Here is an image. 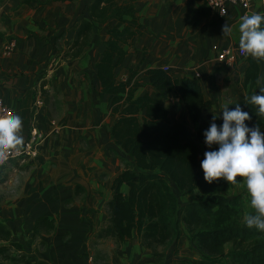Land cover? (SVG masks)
<instances>
[{"label": "crops", "instance_id": "crops-1", "mask_svg": "<svg viewBox=\"0 0 264 264\" xmlns=\"http://www.w3.org/2000/svg\"><path fill=\"white\" fill-rule=\"evenodd\" d=\"M91 2L0 0V93L22 119L24 143L31 136L36 139L31 156L0 168V220L32 261L157 264L151 251L137 241L95 236L107 224V202L116 178L126 166L134 168L131 156L110 137L109 96L101 95L95 75L115 20L105 23L108 29L103 34L98 30L101 24L95 23L81 58L73 59L68 52L77 25L90 18ZM136 6L141 27L115 71L118 81L127 80L130 69L137 71L136 95L149 93L161 99L146 71L169 67L175 79H198L209 102L204 117L210 123L216 115L219 125L221 106L246 104L264 86V60L256 59L260 75L255 85L247 80L250 56L233 65L216 62L220 48L238 47V24L244 15L240 7L229 5L227 14L220 16L202 0H137ZM202 6L204 15L199 14ZM253 12L264 14V0L252 1L249 14ZM226 23L233 29L228 36L222 34ZM11 41L16 48L6 54L4 47ZM162 103L170 119L196 132L176 93ZM173 189L183 195L175 184ZM41 217L53 218L55 229L34 235ZM191 244L182 235L166 246L162 264H182L178 260L183 253L192 256L188 246H196Z\"/></svg>", "mask_w": 264, "mask_h": 264}, {"label": "trees", "instance_id": "trees-1", "mask_svg": "<svg viewBox=\"0 0 264 264\" xmlns=\"http://www.w3.org/2000/svg\"><path fill=\"white\" fill-rule=\"evenodd\" d=\"M136 2L92 0L90 18L77 25L68 46L73 59L81 58L90 45L95 23L115 20L95 65V75L101 95L109 96L110 137L131 156L134 169L126 166L116 178L113 195L107 202V224L95 236L116 238L121 243L137 241L151 251L157 264H162L166 246L182 235L201 253L192 264H221L224 256L229 259L227 264H264V233L247 228L242 217L245 211L238 207L239 200L229 198L233 188L244 185L243 178L238 176L236 184L223 178L209 184L203 179L200 160L207 149L202 132L209 126L203 112L209 102L198 79L178 80L162 67L146 71L162 100L176 93L186 105L192 123L197 126L195 133L184 123L170 119L161 99L149 93L136 95L140 84L134 81L135 69H130L127 80L117 79L115 71L128 54L126 46L132 45L141 27ZM204 9V6L200 8V15L205 14ZM247 59V80L255 85L260 67L256 59ZM177 85H180L178 90ZM234 107L232 103L228 108ZM241 108L251 117L246 124H259L263 132L264 117L256 115V107L243 104ZM173 184L182 192V198L192 193L197 198L180 203L181 197L174 192ZM54 229L53 218L41 217L33 232L34 235L49 234ZM229 244L231 250L227 251ZM13 260L15 264H47L32 261L22 246L12 240L10 229L0 220V264Z\"/></svg>", "mask_w": 264, "mask_h": 264}, {"label": "clouds", "instance_id": "clouds-1", "mask_svg": "<svg viewBox=\"0 0 264 264\" xmlns=\"http://www.w3.org/2000/svg\"><path fill=\"white\" fill-rule=\"evenodd\" d=\"M232 31L227 23L222 26L223 35L228 36ZM238 32L242 52L253 59L264 60V14L242 15ZM258 89L259 93L252 94L245 103L254 105L256 115L264 117V86ZM220 110L222 123L217 125V116L213 115L202 132L207 149L200 160L203 179L209 184L218 178L236 184L237 177H242L253 210L244 216V225L264 233V132L259 124H246L251 117L239 103L232 109L223 105ZM21 129L22 119L18 114H0V165L10 154L21 153L24 145Z\"/></svg>", "mask_w": 264, "mask_h": 264}, {"label": "built area", "instance_id": "built-area-1", "mask_svg": "<svg viewBox=\"0 0 264 264\" xmlns=\"http://www.w3.org/2000/svg\"><path fill=\"white\" fill-rule=\"evenodd\" d=\"M253 0H202V5H205L210 10L217 12L220 16L227 14L228 6L235 5L240 7L244 15L249 14L251 11ZM16 48V42L11 41L4 47L6 54H11ZM246 55L238 47L224 46L219 49L216 55V62L219 65H233L239 58H244ZM164 70L170 71L169 67H163ZM39 104L42 101L37 102ZM15 113L14 110L6 103L3 96L0 93V114H11ZM36 139L31 136L23 145L22 151L19 155L12 153L8 159L0 165V168L8 166L13 160L25 159L34 153V143Z\"/></svg>", "mask_w": 264, "mask_h": 264}, {"label": "rangeland", "instance_id": "rangeland-1", "mask_svg": "<svg viewBox=\"0 0 264 264\" xmlns=\"http://www.w3.org/2000/svg\"><path fill=\"white\" fill-rule=\"evenodd\" d=\"M108 26L106 25V24H101V26L100 27H98V30H99V33L100 34H103V33H105L106 32V30L108 29L107 28ZM61 43V41L59 42V44ZM58 73V72H57ZM53 83H55V82H53ZM58 86L59 85H57L56 87L58 88ZM53 91H55V89H53ZM58 95H61V90L59 89V94ZM78 98H80V96L78 97ZM100 98H102V97H100ZM100 100H102V99H100ZM263 130V132H264V128L262 129ZM200 146V145H199ZM201 147V146H200ZM179 197V196H178ZM181 197V196H180ZM197 198V196L194 194V193H192L190 196H184L183 198L181 197V198H179L180 199V203L183 201H188V200H193V199H196ZM229 198L231 199V200H233V201H238L239 200V202H240V204H238V207H240V208H243V210L245 211V213L244 214H242V217H244L245 215H247L248 213H250V212H252L253 210L251 209V207H250V204H249V199H250V197L248 196V194H247V191H246V188L244 187V185H240V186H238L237 188H233L231 191H230V193H229ZM181 232H183V231H181ZM92 241H94V240H92ZM191 244V243H190ZM193 244V243H192ZM191 244V245H192ZM193 246H195L194 244H193ZM165 248V247H164ZM161 249H163V248H161ZM188 249L190 250V251H192V256H188V255H185L184 253L182 254V257H181V259H179L178 261L179 262H181L182 264H192V262L194 261V260H196L195 259V257H199L200 258V256H201V253H200V251L197 249V247H191L190 245L188 246ZM226 250L227 251H229V250H231V245L229 244V245H227V247H226ZM13 253V255H15L16 254V252H12ZM228 261H229V259L227 258V257H222V263L221 264H227L228 263ZM8 263V262H7ZM10 263H13V264H15V261L13 260L12 262H10L9 261V264ZM172 263H178V262H172ZM180 264V263H179Z\"/></svg>", "mask_w": 264, "mask_h": 264}]
</instances>
